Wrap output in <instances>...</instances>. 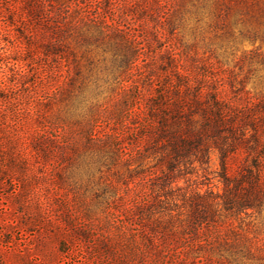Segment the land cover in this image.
Here are the masks:
<instances>
[{"label":"rangeland","instance_id":"1","mask_svg":"<svg viewBox=\"0 0 264 264\" xmlns=\"http://www.w3.org/2000/svg\"><path fill=\"white\" fill-rule=\"evenodd\" d=\"M164 1L160 8L156 0H14L12 44L0 68V264H179L178 255L193 257L189 249L198 239L185 232L173 236L179 223L164 210L186 220L197 193L222 203L217 150L210 151V163L176 172L174 200L161 197L160 205L153 189L162 182L159 169L151 168L152 182L132 179L126 165L115 166L88 147L76 125L62 129L91 115L84 101L70 113L63 100L69 77H76V94L87 80L101 85L84 91L80 101L113 107L136 82L147 95L158 88L171 51L194 83L219 88L231 105L264 102V0ZM66 5L73 15L86 10L143 37L144 57L126 76H119L126 68L123 51L93 52L89 61L97 67L91 71L80 52L84 76L69 61H54L47 46ZM105 131L124 134L113 124ZM56 138L64 149L50 146ZM243 151L229 160L234 178L245 163ZM215 214L220 223L201 236L207 246L200 255L214 261L223 256V264H264V208L232 216L220 207Z\"/></svg>","mask_w":264,"mask_h":264},{"label":"trees","instance_id":"2","mask_svg":"<svg viewBox=\"0 0 264 264\" xmlns=\"http://www.w3.org/2000/svg\"><path fill=\"white\" fill-rule=\"evenodd\" d=\"M156 1L158 7H165L164 0ZM14 8V0H0V68L6 63L12 44L10 30L14 25ZM76 8V12L82 10L79 4ZM70 10L69 5L61 10L64 16L61 20L57 19L56 30L52 33L53 42L47 46V55L54 61H69V64L74 65L75 72L84 76L83 64L78 57L80 52L81 58L89 61L93 52L104 56L123 51L126 52V68L119 76H126L132 65L144 57L143 37L109 23L108 18L98 21L86 10L78 17ZM169 25L176 30L170 20ZM167 59L166 77L158 88L147 95L146 87L136 82L132 85L133 93L128 95L126 90H122L113 107L89 102L86 97L80 101L84 91H99L101 85L97 81L92 83L87 80L80 88V93L76 94V77H69L70 90H66L63 97L69 104V111H77L79 102L84 101L91 115L88 117V113H84L81 115L82 121L77 124L75 121L67 125L64 123L62 129L76 125L79 134L85 135L88 140V147H95L107 154L115 166L126 165L127 174L132 179L152 182L156 175L151 168L159 169L162 182L153 189L160 205L164 203L161 197L174 200L176 172L210 163V151L217 150L223 171L222 203L209 201L197 193L190 204L193 207L186 220L180 218L182 215H174L170 208L164 210V216H168L170 222L175 218L176 224L179 223L177 228L172 229L173 236L185 232L192 233L198 239L189 249L193 257L189 258L186 254L180 258L178 255L179 264H223V256L219 261H214L213 256L200 255L199 250L207 246V240L201 236L206 230L217 228L220 221L215 218V213L220 207L232 216L260 213L264 208V102L235 107L222 96L219 88L206 89L194 83L190 75L182 72L179 60L172 51ZM88 67L91 71L97 65L91 61ZM111 124L122 128L124 134L116 137L114 131H105ZM61 143L56 138L51 140L50 146L62 150ZM242 149L245 163L241 166L239 176L234 178L228 174L229 160L239 155ZM154 162L156 164L152 166ZM135 210L144 212L139 207ZM241 246H246V251L253 254L245 242ZM231 262L226 261L228 264Z\"/></svg>","mask_w":264,"mask_h":264}]
</instances>
